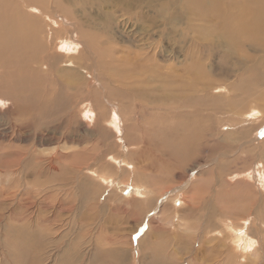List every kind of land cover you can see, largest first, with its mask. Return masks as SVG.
<instances>
[{"label": "rangeland", "instance_id": "rangeland-1", "mask_svg": "<svg viewBox=\"0 0 264 264\" xmlns=\"http://www.w3.org/2000/svg\"><path fill=\"white\" fill-rule=\"evenodd\" d=\"M12 1L0 264H264V43L209 58L183 0H83L67 23L30 10L35 29Z\"/></svg>", "mask_w": 264, "mask_h": 264}, {"label": "bare ground", "instance_id": "bare-ground-1", "mask_svg": "<svg viewBox=\"0 0 264 264\" xmlns=\"http://www.w3.org/2000/svg\"><path fill=\"white\" fill-rule=\"evenodd\" d=\"M21 1H23L22 10H25V11L22 14L23 16L20 17V21H22V18L25 19V18L32 17L31 20H27L23 24L24 25L29 24L28 26L32 25L33 29L36 28L35 27L36 14L31 13L30 10L31 11L35 10L36 12H40L41 14H43L42 15L43 17H45L44 15L46 13L47 15L50 14L48 12H54V13L58 12L59 14H62L58 17L62 18L63 22L65 21L67 23L68 19L71 20V19L77 18L72 8H75L79 2H83V0H21ZM130 1L132 2V0ZM11 2L13 1L11 0ZM183 3L185 5L184 8H187V11L190 14H193L197 21L193 27L195 29V32L197 29L199 32H201L203 36H206L205 46L202 45L203 43L202 44L196 43V45L198 44L199 47H203L204 49H206V51L210 53L214 50L213 48H222V47L226 48L229 46H237V45L242 47L241 45H243V43L240 40L241 37L246 38L244 39L246 40L245 43L246 42H253V43L262 42V44L264 43V0H183ZM84 4L85 3H83V5ZM110 4L111 3L107 1H103L100 8L111 7L112 9H114L113 3L111 5ZM184 8L182 10H184ZM14 17L16 16L14 15ZM52 18L53 17H49V20L51 19V21L56 22ZM75 20L74 22L77 23L79 27H82L80 22L75 21ZM13 21L15 22L13 23V25H11V27L12 29L14 28V31H16L15 29H18L20 27V24H15L16 19ZM198 23H201V24H198ZM56 24H59V23L56 22ZM82 29L79 28L80 31ZM81 32H78V34ZM199 37H201V35ZM69 41L70 39L61 41L62 46H67L69 44ZM201 50L202 49H200V51ZM210 53L208 54L209 58L212 55V53L211 54ZM225 53L228 54L225 56V58L226 57L229 58L230 51L227 52L225 50L224 54ZM222 55H223V52H222ZM191 64L192 65L190 66L189 71L192 72L191 82L192 84H194V83H197L196 81L198 78H201V75L203 76V74H201L200 72L202 68V64L200 63L198 57L197 59H195V54L193 56V60ZM144 97H147V96H144ZM253 114L255 115L256 113L253 112ZM181 137H182L181 145L183 147L182 150L186 149V147H188L189 145L190 146L194 145L195 141L198 140L194 132L190 133L188 131H185L183 135H181ZM251 245L253 246V243Z\"/></svg>", "mask_w": 264, "mask_h": 264}]
</instances>
